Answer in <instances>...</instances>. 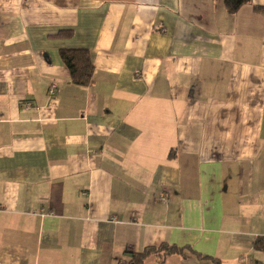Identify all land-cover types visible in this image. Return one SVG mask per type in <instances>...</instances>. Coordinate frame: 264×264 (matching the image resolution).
<instances>
[{
	"label": "crops",
	"instance_id": "1",
	"mask_svg": "<svg viewBox=\"0 0 264 264\" xmlns=\"http://www.w3.org/2000/svg\"><path fill=\"white\" fill-rule=\"evenodd\" d=\"M257 6L0 0V264H130L164 243L202 258L146 264H264ZM63 49L90 52L88 86Z\"/></svg>",
	"mask_w": 264,
	"mask_h": 264
},
{
	"label": "trees",
	"instance_id": "2",
	"mask_svg": "<svg viewBox=\"0 0 264 264\" xmlns=\"http://www.w3.org/2000/svg\"><path fill=\"white\" fill-rule=\"evenodd\" d=\"M229 13L235 14L243 5L252 3V0H224ZM255 11L264 13V7L257 6ZM71 31L65 30L58 33V37H69ZM60 58L70 73L71 82L77 86H88L93 78L94 64L90 52L86 49H63ZM260 245V242L257 243ZM186 252L193 253L202 258L189 247H178L176 245L161 244L145 248L142 252L127 251L131 255L130 264H146L148 257L154 256L159 263H164L171 255H185Z\"/></svg>",
	"mask_w": 264,
	"mask_h": 264
},
{
	"label": "built area",
	"instance_id": "3",
	"mask_svg": "<svg viewBox=\"0 0 264 264\" xmlns=\"http://www.w3.org/2000/svg\"><path fill=\"white\" fill-rule=\"evenodd\" d=\"M55 91H56V86L55 85H52V87L49 90V94L51 96H53L55 94ZM34 214L35 215H39L41 217H45L47 215L44 211H40V213H34Z\"/></svg>",
	"mask_w": 264,
	"mask_h": 264
}]
</instances>
